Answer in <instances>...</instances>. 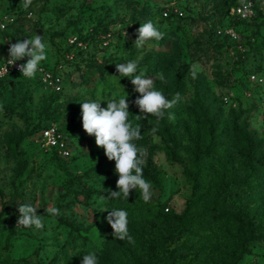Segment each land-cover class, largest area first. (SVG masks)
Returning a JSON list of instances; mask_svg holds the SVG:
<instances>
[{"label":"rangeland","instance_id":"374dc122","mask_svg":"<svg viewBox=\"0 0 264 264\" xmlns=\"http://www.w3.org/2000/svg\"><path fill=\"white\" fill-rule=\"evenodd\" d=\"M235 2L0 0V63L10 43L39 32L50 76L0 83V264H82L89 252L98 264H264V9L239 23L229 13ZM148 21L165 36L136 47ZM128 61L168 99L182 97L162 119L132 103V77L115 65ZM120 86L129 123L140 127L132 142L145 150L149 201L139 189L97 199L118 191V177L83 131L80 103L106 108L124 95ZM52 125L71 157L44 147L41 132ZM24 203L44 217L42 229L17 225ZM52 207L60 214L50 215ZM114 208L127 211L131 241L112 235L106 211ZM227 216L241 234L231 261L207 238ZM178 222L199 238L176 231Z\"/></svg>","mask_w":264,"mask_h":264},{"label":"clouds","instance_id":"9594fccd","mask_svg":"<svg viewBox=\"0 0 264 264\" xmlns=\"http://www.w3.org/2000/svg\"><path fill=\"white\" fill-rule=\"evenodd\" d=\"M136 36L134 45L142 47L148 40L163 39L165 33L159 30L153 22L148 21L140 24ZM25 58H27L25 63L17 65L18 70L23 77L34 78L39 70L40 62L47 58L44 35L33 34L31 38L16 40L15 43L9 44L7 65L16 64L17 61ZM115 65L119 75L132 77L130 79L131 84L134 91L138 93L137 98L132 103L139 109L140 113L151 114L162 119L165 110L171 109L182 99L179 93L172 99H168L161 90L154 87L155 82L152 78L147 77L144 72L136 74L138 65L135 61ZM198 71L199 65L193 64L190 69L193 78L196 77ZM4 72L7 73L6 66ZM157 75L160 80H164L163 74ZM106 104L107 107L102 108L100 101L91 99H86L80 103L83 131L89 137H94L96 147L103 149L104 156L108 161H114L115 174L118 177L116 181L118 191L109 190L107 198L100 196L97 199L101 201L118 199L121 194L128 199L132 190L139 189L143 200L149 201L153 193L151 182L143 177L144 160L142 156L145 150L132 142L141 138V131L139 125L133 127L129 123L130 113L128 109L130 105L127 93L124 91V95L120 99L110 100ZM135 117L140 118L139 115ZM169 118L174 117L170 115ZM17 211L19 213L17 225L35 227L36 229L44 227V217L37 215V208L31 203L17 206ZM106 212L108 213L106 221L112 229V235L121 241L125 239L131 241L127 211L114 208ZM49 214L57 216L60 214L59 209L52 207L49 209ZM82 264H98L96 253L89 252L83 255Z\"/></svg>","mask_w":264,"mask_h":264},{"label":"built area","instance_id":"2783aa9c","mask_svg":"<svg viewBox=\"0 0 264 264\" xmlns=\"http://www.w3.org/2000/svg\"><path fill=\"white\" fill-rule=\"evenodd\" d=\"M263 9L264 0H236V4L230 8L229 13L233 21L250 22L256 17L257 12ZM7 59L8 58L4 59L0 63V83L9 80L13 76H22L17 65L26 62V60H20L17 61L16 64L7 65ZM5 66L7 67V73L4 72ZM38 68V74L44 75L45 78H50L41 65H39ZM41 139L46 149L64 158L71 157L69 145L56 126L52 125L45 127L41 132Z\"/></svg>","mask_w":264,"mask_h":264},{"label":"trees","instance_id":"16d2710c","mask_svg":"<svg viewBox=\"0 0 264 264\" xmlns=\"http://www.w3.org/2000/svg\"><path fill=\"white\" fill-rule=\"evenodd\" d=\"M236 4V2H235ZM234 4V5H235ZM232 5V6H234ZM262 11H258L257 15L260 14ZM256 15V17H257ZM255 17V18H256ZM254 18V19H255ZM239 23H247V22H242V21H235ZM253 183V186H257L258 180L256 177L251 178L250 180ZM230 217H226L219 221L217 223L216 228L213 231H208V241H214L216 243V246L213 247V250L215 249L216 251H223L225 252V255H222L224 258L222 260H229L231 261L232 258H234L235 253H237L238 248L236 247V244L238 243L237 239L241 235L240 231L238 230V227L236 229L235 226V221L230 224ZM185 222H178L177 224H173L174 229L176 231L184 232L182 234L187 235L192 238H199L200 235L197 237L196 232H192L191 230L195 227L192 225H186L184 224ZM184 225L188 226L185 230H183ZM183 226V227H182ZM200 232L203 231V226L200 228ZM229 231V232H228ZM244 238H246L245 235H243ZM224 245V247H222ZM181 249V248H180Z\"/></svg>","mask_w":264,"mask_h":264},{"label":"water","instance_id":"95a60500","mask_svg":"<svg viewBox=\"0 0 264 264\" xmlns=\"http://www.w3.org/2000/svg\"><path fill=\"white\" fill-rule=\"evenodd\" d=\"M37 34H38V35H40V33H39V32H38Z\"/></svg>","mask_w":264,"mask_h":264}]
</instances>
